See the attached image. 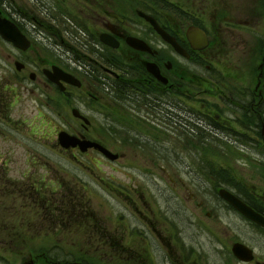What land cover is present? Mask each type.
<instances>
[{
    "label": "flooded vegetation",
    "instance_id": "obj_1",
    "mask_svg": "<svg viewBox=\"0 0 264 264\" xmlns=\"http://www.w3.org/2000/svg\"><path fill=\"white\" fill-rule=\"evenodd\" d=\"M0 15L28 40L21 49L0 37V149L9 138L23 158L24 145L33 154L28 141L37 134L34 116L25 117L28 96L36 118L55 131L54 137L37 135V145L67 161L101 155L94 148H60L56 135L63 130L110 150L109 141H136V155L145 152L151 162L158 158L194 173L190 186L167 176L179 203H187L190 188L200 199L194 204L218 203L219 211L204 208L203 216H194L199 230L212 236L213 251L224 250L229 264H264V227L221 196L230 193L264 217V161L222 165L215 163L217 152L205 148L224 141L247 154L256 145L264 156V0H0ZM9 163V153L0 155V193L34 214L27 235L84 237V245L73 244L80 251L93 248L94 235H101L96 249L124 247L122 238L106 233L104 239L106 229H98L91 214L69 219L88 203L69 173ZM145 226L158 240L156 249L182 252V237L173 231L162 237L152 224ZM234 244L250 250L252 260L238 259ZM200 262L180 254L175 264Z\"/></svg>",
    "mask_w": 264,
    "mask_h": 264
},
{
    "label": "rangeland",
    "instance_id": "obj_2",
    "mask_svg": "<svg viewBox=\"0 0 264 264\" xmlns=\"http://www.w3.org/2000/svg\"><path fill=\"white\" fill-rule=\"evenodd\" d=\"M3 65H5V59L0 54V68H5ZM25 106V117L30 118L34 116L33 132L41 135L42 131L46 130L47 133H51V137H54L55 131H52V126L45 123L44 118H36L35 103L31 96H28ZM17 107H19V103ZM12 114L14 115V111ZM24 129L28 130V132L30 130L26 125H24ZM31 137L33 140H37V136ZM5 141L10 148L4 145ZM108 143L112 150L122 155V158L116 162L95 158L91 159V161L88 158H84L85 164L91 167L92 170L89 167L79 166L78 164L77 168L73 167L66 159L51 154V152L42 148L39 144H34L31 141H28V148L34 152L30 154L24 145L23 149L27 151V154L26 158H23L21 150L14 146L15 140L9 141V138H3L1 140L0 155L4 156L7 152L12 156V163H9V165L35 163L36 165H54L61 167L63 171L73 170L72 176L63 173L62 176L65 177L66 175L69 178L71 176V179L79 182L80 192L89 199L87 208L89 212H93L94 222L100 223L104 231L106 229L102 234L103 238L106 233L110 234L114 241L123 236L120 245H124V247H120L119 249L109 250L93 247L87 252L83 250L82 253L86 252L89 257V264H153L151 258H153L155 264H174L176 263V257L180 254H184L185 257L187 255V258L191 261L197 260L198 263L201 261L200 264H229V258L224 250L219 252L213 251L214 247L212 244L214 243L212 242V236H209L204 230L200 231L195 222L197 214L204 215V208L215 209L218 203H208V205L205 203L201 204V206L194 204L192 199L195 198L197 202L200 200L199 197L196 198L191 195L192 193L196 194L194 188L189 189L186 204L179 203L174 199V195L171 194V188L174 184L167 176H170L178 184L181 183L179 181L180 178L182 182L190 186L194 173H189L181 167H176L175 164L166 163L158 158L154 162H151V157L145 152H139L136 155V141H109ZM223 143L226 142L209 143L205 146L206 149L217 152V162L215 163L228 166H258L261 164L258 162L259 160L264 161V156L256 151L258 149L256 145H252V150L247 148V154H242L236 151L232 145ZM253 143L258 144V142ZM222 147L228 149L226 154L220 150ZM37 154L41 158H37ZM262 163L264 166V162ZM151 165L158 166L151 167ZM169 165H172V168ZM160 166H164L166 171H160ZM236 169H239L242 174L246 170H249L248 168ZM261 171L264 174V169H261ZM13 176L15 178L18 177L15 174ZM193 183L197 186L198 182ZM205 185L208 187L207 184ZM82 186L86 189H83ZM2 198L6 200L5 197L0 195V207L2 206L1 204H4L1 202ZM7 203H9L8 200ZM6 214L0 208V219L8 216ZM112 221L118 222L119 225L113 226L111 224ZM145 224H149V226L152 224L158 230L157 233L161 234L162 237L169 236L173 231L184 240L183 246L185 250L177 254L164 253L159 249L150 252L147 242L149 241L152 249H155L154 241L158 240L156 236H152L154 232L148 231ZM216 234L218 235V233ZM143 235H151L152 241L147 238L143 240L141 238ZM72 238L78 240L77 236H66L64 237L63 245L70 244L69 239L72 240ZM55 241L51 237L45 238L42 241L36 239L31 242V246L28 249L15 247L12 250L9 246L7 248L0 246V264H24L29 256L33 257L45 251L47 246L55 243ZM82 248L86 249L85 246H82ZM67 253L71 252L68 248L64 247L63 251L50 252V257H53V261H63L66 259L64 255Z\"/></svg>",
    "mask_w": 264,
    "mask_h": 264
},
{
    "label": "water",
    "instance_id": "obj_3",
    "mask_svg": "<svg viewBox=\"0 0 264 264\" xmlns=\"http://www.w3.org/2000/svg\"><path fill=\"white\" fill-rule=\"evenodd\" d=\"M0 35L9 41H12L16 46L26 48L25 45V38L20 34V32L14 27L13 24L9 23L8 21L0 18ZM67 135L64 132L59 134V139L64 147L69 146H76L78 145L81 151H85L89 147H95L99 151H101L104 155H106L109 159L114 160L117 158V154H112L106 148L102 147L100 144L91 141H79L77 139H68ZM221 195L230 202L236 209L240 212L245 214L246 216L250 217L253 221L261 224L264 226V219L256 215L254 212H251L243 203L238 201L235 197L228 195L227 193L222 192ZM242 259H246L247 257L241 256Z\"/></svg>",
    "mask_w": 264,
    "mask_h": 264
},
{
    "label": "trees",
    "instance_id": "obj_4",
    "mask_svg": "<svg viewBox=\"0 0 264 264\" xmlns=\"http://www.w3.org/2000/svg\"><path fill=\"white\" fill-rule=\"evenodd\" d=\"M14 211L19 212V209L14 206ZM9 224L6 225H11L12 223L10 221H8ZM25 236L22 235H17V236H0V244H6L7 246H12V245H16L19 244L20 241H24ZM65 256V262L68 261H72L74 259V255L67 253L64 255ZM76 257V256H75ZM77 258V257H76ZM72 259V260H71ZM79 259V260H78ZM76 261H81L82 264H85V262L87 261L85 258H83V256L81 254L78 255V258Z\"/></svg>",
    "mask_w": 264,
    "mask_h": 264
}]
</instances>
